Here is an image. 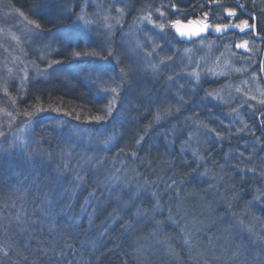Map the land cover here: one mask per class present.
Returning a JSON list of instances; mask_svg holds the SVG:
<instances>
[{
	"label": "trees",
	"instance_id": "1",
	"mask_svg": "<svg viewBox=\"0 0 264 264\" xmlns=\"http://www.w3.org/2000/svg\"><path fill=\"white\" fill-rule=\"evenodd\" d=\"M14 1L34 8L42 31L62 46L56 56L68 58L70 38L60 35L72 21L68 4ZM115 68L123 86L111 114L103 96L75 77L11 88L12 102L0 92V111L34 121L25 147L0 131V264H224L218 250L203 249L231 227L232 245L242 248L232 254L252 264L249 254L261 250L250 243L244 250V230L254 218L264 222L260 112L249 122L256 129L239 135L221 124L219 107L180 109L204 124L197 131L177 115L153 113L168 89L161 77Z\"/></svg>",
	"mask_w": 264,
	"mask_h": 264
},
{
	"label": "rangeland",
	"instance_id": "2",
	"mask_svg": "<svg viewBox=\"0 0 264 264\" xmlns=\"http://www.w3.org/2000/svg\"><path fill=\"white\" fill-rule=\"evenodd\" d=\"M61 1L68 4L66 12L72 20L60 34L65 39L70 38L68 58L56 56L62 46L58 38L46 36L42 31L35 19L34 8L28 12L17 6L14 0H0V92L7 94L9 102H12L11 88L18 92L27 82L37 79L75 77L103 96L107 114H111L120 103L123 86V78L115 72V67L125 66L121 72L127 75L125 71L129 66L140 74L161 77V82L167 86L165 97L161 96L158 103L152 105L158 119L177 115L181 117L179 123L197 126L199 131L204 124L185 116L180 109L219 107L226 117L221 124L239 130V135L250 134L256 129L249 122L257 117L258 112L264 127V84L259 77L245 75L234 47L209 39L176 44L170 35V27L175 21L156 5L140 3L138 8L134 7L132 0ZM258 4L263 5L264 0H255L254 5ZM91 41H96L98 47L92 46ZM119 52H124L127 58L116 57ZM172 102L176 108L167 105ZM33 122L26 115L20 118L0 111V131L6 128L10 140L17 146L28 145ZM256 147L257 143L255 150ZM253 221L244 230L250 233L244 250L249 251V243L258 246L261 250L259 257L251 252L249 258L252 257V264H264V222L256 218ZM229 229L222 235V231H217L215 238L206 239L212 241L206 246L212 245L214 240L217 246L215 243L203 250H218L219 259L216 260L219 263L239 264L241 255H233L232 250L238 252L242 248L236 243L232 245L230 234H234L236 228ZM238 234L241 237L244 232ZM191 245V255H195L200 249ZM229 246L233 249L230 250Z\"/></svg>",
	"mask_w": 264,
	"mask_h": 264
},
{
	"label": "flooded vegetation",
	"instance_id": "3",
	"mask_svg": "<svg viewBox=\"0 0 264 264\" xmlns=\"http://www.w3.org/2000/svg\"><path fill=\"white\" fill-rule=\"evenodd\" d=\"M134 1V7L138 6V0ZM255 0H145L144 3L156 5L158 9L165 11L168 17L175 22L196 21L209 23L212 27L218 25H240L241 27H231L224 34H208L203 39L224 42L234 47L238 59L242 62L243 72L251 77L264 78V21L259 18L257 12L264 10L263 5H254ZM257 6V7H256ZM260 7V9H259ZM258 11H257V10ZM229 12H234L235 16H229ZM194 13V14H193ZM205 14L207 18L205 20ZM185 17V18H184ZM247 21L249 27L244 29L243 23ZM172 27V25H171ZM170 27V30H171ZM172 33V31H171ZM173 34V33H172ZM174 35V34H173ZM173 42L184 45L180 40L173 36ZM247 42V47H237ZM245 76L244 73H241ZM259 119V118H258Z\"/></svg>",
	"mask_w": 264,
	"mask_h": 264
},
{
	"label": "water",
	"instance_id": "4",
	"mask_svg": "<svg viewBox=\"0 0 264 264\" xmlns=\"http://www.w3.org/2000/svg\"><path fill=\"white\" fill-rule=\"evenodd\" d=\"M204 27H205V23H198L195 21H190V22L176 21L172 26V31L177 36V38H179L181 41L190 42L195 38H199L201 36H206L208 33H211L213 35L222 34L231 28V27H229L225 31L217 32V31H215V29L217 27H220L221 29H223L224 26L218 25V26H214L211 28V26L209 25L207 30H203ZM182 32L185 33V35H181ZM196 33H198V34H196ZM263 59H264V57H263ZM263 80H264V78H263ZM262 115H264V112L262 113ZM259 127H260V131L264 134V128H263V125L261 122L259 124Z\"/></svg>",
	"mask_w": 264,
	"mask_h": 264
},
{
	"label": "snow or ice",
	"instance_id": "5",
	"mask_svg": "<svg viewBox=\"0 0 264 264\" xmlns=\"http://www.w3.org/2000/svg\"><path fill=\"white\" fill-rule=\"evenodd\" d=\"M228 15H229V16H235V13H234V12H229ZM206 18H207V14H205V20H206ZM161 27H163V25H161ZM208 27H209V25H208L207 23H205V27H204L203 30H207ZM229 27H241V26H240V25H231V24H230V25H225L223 29H221L220 27H217V28L215 29V31H217V32L225 31V30H227V28H229ZM248 27H249V25H248L247 21H245V22L243 23V27L241 28V30L243 31L244 29H246V28H248ZM196 34H198V33H196ZM181 35H185V33L182 32ZM237 47H244V48H246V47H247V42L245 41L244 44H242V45H237ZM110 110H111V109H109V111H110Z\"/></svg>",
	"mask_w": 264,
	"mask_h": 264
}]
</instances>
